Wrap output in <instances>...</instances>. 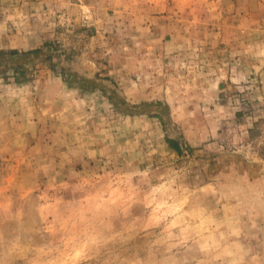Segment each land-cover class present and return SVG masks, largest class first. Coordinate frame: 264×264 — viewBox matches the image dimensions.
<instances>
[{
  "label": "rangeland",
  "instance_id": "1",
  "mask_svg": "<svg viewBox=\"0 0 264 264\" xmlns=\"http://www.w3.org/2000/svg\"><path fill=\"white\" fill-rule=\"evenodd\" d=\"M0 264H264V0H0Z\"/></svg>",
  "mask_w": 264,
  "mask_h": 264
},
{
  "label": "trees",
  "instance_id": "2",
  "mask_svg": "<svg viewBox=\"0 0 264 264\" xmlns=\"http://www.w3.org/2000/svg\"><path fill=\"white\" fill-rule=\"evenodd\" d=\"M167 142L169 143L170 147H172L173 149H175L176 151L179 152V149H178L177 144L175 143V141L168 139Z\"/></svg>",
  "mask_w": 264,
  "mask_h": 264
}]
</instances>
